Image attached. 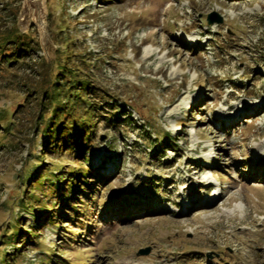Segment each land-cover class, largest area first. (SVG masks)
<instances>
[{
  "label": "rangeland",
  "instance_id": "obj_1",
  "mask_svg": "<svg viewBox=\"0 0 264 264\" xmlns=\"http://www.w3.org/2000/svg\"><path fill=\"white\" fill-rule=\"evenodd\" d=\"M37 3L0 0V33L34 36L0 63V228L23 165L45 154L29 87L63 37L98 88L170 140L149 148L140 127L102 112L90 147L42 159L90 174L51 193L33 183L40 167L24 188L50 213L21 210L23 232L0 251L18 264H40L43 245V264H264V0H42V24Z\"/></svg>",
  "mask_w": 264,
  "mask_h": 264
},
{
  "label": "trees",
  "instance_id": "obj_2",
  "mask_svg": "<svg viewBox=\"0 0 264 264\" xmlns=\"http://www.w3.org/2000/svg\"><path fill=\"white\" fill-rule=\"evenodd\" d=\"M47 10L51 13L49 3H47ZM57 28L61 32L67 26L63 24L58 25ZM33 39V35L23 33L17 27L1 32L0 63H4V60L13 63L19 58L25 57L32 50ZM73 42L69 37L61 39L62 48L59 47L55 50L53 59L42 63L44 65V67L42 66V78L29 87L32 92L37 91L40 94L38 109L33 118V124L37 130V139L34 146L38 145L40 138V144L43 146L45 154L61 151L63 148L65 151L70 152L75 147L79 150L87 149L91 146L90 141L94 136L97 119L103 116L102 112H106V115H104L106 122L112 126L117 125L116 122L121 118L136 128L140 127L142 132L139 136L144 140H148L149 148L154 147L156 138L170 140L166 131L151 132V125L147 121H144L142 125H138L132 118V112L125 110L119 99L101 90L92 82L84 69V65L91 64L89 56L87 53L80 56L73 53L71 49L74 47ZM73 56L78 57L73 58ZM117 112L123 114L124 117H116L115 113ZM9 131V127H7L6 133H9ZM45 154L37 159L39 162L26 163L22 167L19 175V193L10 198L11 215L6 224L0 228V246L5 243H14L23 232V227L19 221L21 210L30 211L35 216H39V212L43 214L50 213V209L47 208L48 202L42 205L40 202L42 199L38 194L28 193L24 188V185L30 182L29 180L38 173L40 167L42 173H38L39 175L35 177L33 183L40 188L45 185L44 180L46 179L51 193H54L60 185L56 184L57 180L65 186V191L71 189L73 192L74 189L79 187L78 182L84 180L90 174L87 168L82 167H68L71 170L66 167L67 176L65 173L60 174L61 167L53 161H49L47 164L43 163L42 159ZM63 176H66L65 181L62 178ZM76 178L78 181H74ZM50 219H55L54 215L51 214ZM46 248L45 245L42 246V251L47 252V255H42L40 264L50 262L52 259V256L48 255V251L45 250ZM16 251L18 252L19 249H16ZM0 252H3L1 256L4 258L5 264H18L17 256L8 260V253L2 250Z\"/></svg>",
  "mask_w": 264,
  "mask_h": 264
},
{
  "label": "water",
  "instance_id": "obj_3",
  "mask_svg": "<svg viewBox=\"0 0 264 264\" xmlns=\"http://www.w3.org/2000/svg\"><path fill=\"white\" fill-rule=\"evenodd\" d=\"M37 2H38L37 5H36V4H35V5H36L37 8H38V9H37V10H38V13H39V18H38V19H39V21H40L41 24H42V23L44 22V21L41 19V15H40V14L44 11L43 8L40 7V3L42 2V0H37ZM213 15H216V14L213 13V14H211V15H210V14L208 15V22L211 23V22H214V21H217V22L222 21V17H221V16L216 15L217 17L214 18V17H212ZM148 252H149V248H144V249H141V250H140V254H146V253H148Z\"/></svg>",
  "mask_w": 264,
  "mask_h": 264
},
{
  "label": "bare ground",
  "instance_id": "obj_4",
  "mask_svg": "<svg viewBox=\"0 0 264 264\" xmlns=\"http://www.w3.org/2000/svg\"><path fill=\"white\" fill-rule=\"evenodd\" d=\"M215 195H216V194H215ZM215 195H213V199H211V200L215 201V198L218 197V196H215ZM219 196H220V195H219ZM213 201H212V202H213ZM137 263H138V262H137ZM139 263H140V262H139ZM152 264H153V263H152Z\"/></svg>",
  "mask_w": 264,
  "mask_h": 264
}]
</instances>
